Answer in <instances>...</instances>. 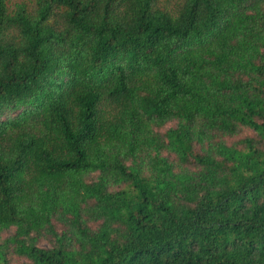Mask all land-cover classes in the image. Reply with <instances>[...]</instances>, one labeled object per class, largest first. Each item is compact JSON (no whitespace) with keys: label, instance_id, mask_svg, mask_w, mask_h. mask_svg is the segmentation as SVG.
Returning <instances> with one entry per match:
<instances>
[{"label":"trees","instance_id":"obj_1","mask_svg":"<svg viewBox=\"0 0 264 264\" xmlns=\"http://www.w3.org/2000/svg\"><path fill=\"white\" fill-rule=\"evenodd\" d=\"M0 264H264V0H0Z\"/></svg>","mask_w":264,"mask_h":264}]
</instances>
